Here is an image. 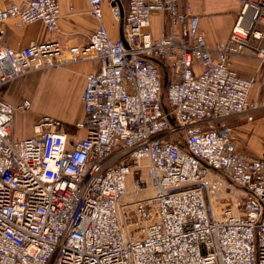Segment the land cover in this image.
Returning <instances> with one entry per match:
<instances>
[{
	"label": "built area",
	"instance_id": "obj_1",
	"mask_svg": "<svg viewBox=\"0 0 264 264\" xmlns=\"http://www.w3.org/2000/svg\"><path fill=\"white\" fill-rule=\"evenodd\" d=\"M98 21L85 43L0 44V264H264V150L239 148L227 118L257 106L235 55L264 59V0H238L229 36L207 46L179 0H109L122 36ZM165 16L153 35L151 16ZM59 0H8L3 23L58 27ZM98 61L85 76L80 137L43 115L14 139L8 82ZM164 79L165 83H164ZM131 187L128 188V185ZM124 199V200H123Z\"/></svg>",
	"mask_w": 264,
	"mask_h": 264
},
{
	"label": "crops",
	"instance_id": "obj_2",
	"mask_svg": "<svg viewBox=\"0 0 264 264\" xmlns=\"http://www.w3.org/2000/svg\"><path fill=\"white\" fill-rule=\"evenodd\" d=\"M17 1L21 2L22 0ZM7 2L8 0H0V7L5 6ZM179 2L181 5L190 6L191 11L199 15L198 29L203 33L207 46L213 47L217 41L228 38L239 9L238 0H179ZM59 4L60 14L58 27L55 31L47 32L41 22L19 24L16 18H8L3 23L4 34L0 38V44L12 48H21L30 41L58 39L80 44L87 42L90 34L98 25V21L90 13L88 1L59 0ZM121 4L124 7L125 0H121ZM164 18L165 16L161 12L152 14L150 29L153 35L165 31ZM101 21L110 36L119 35L120 26L111 14L109 0L103 2ZM231 62L233 69L239 75L254 78L255 84L250 92V100H264V59L235 55L231 57ZM52 68L54 69L28 73L8 82L1 89V96L13 105H17L24 98H28L32 108L34 102H32L30 95L36 93L57 95L60 98L58 102L61 106V117H65V122L61 123L60 130L66 133L68 137H80L83 135V131L77 130L74 125L83 115L81 93L85 76L98 69V61L95 59L76 60ZM40 117L41 115L33 114L31 128L26 133H17V136L13 135L12 121V137L21 139L30 135L33 123ZM242 117V115H236L227 118V121L233 126L232 132L235 133V141L240 149L242 146L239 144V140L246 142L245 137L248 136V131L252 130L250 134L252 137L264 135V116L253 117L251 121H243L244 124L240 120ZM77 131L80 133L78 134ZM248 146L250 148L258 146L264 148V142L261 145L253 142Z\"/></svg>",
	"mask_w": 264,
	"mask_h": 264
},
{
	"label": "rangeland",
	"instance_id": "obj_3",
	"mask_svg": "<svg viewBox=\"0 0 264 264\" xmlns=\"http://www.w3.org/2000/svg\"><path fill=\"white\" fill-rule=\"evenodd\" d=\"M52 69H54L52 68V66L42 67L39 69L30 70L24 75H27L28 73H32V72L37 73L40 71L52 70ZM30 96H31L32 102H34V104L32 105V108L26 111H22L18 109L14 112L13 120H12L13 121L12 122V127H13L12 132L14 133L13 135L17 136V133L18 134H22L23 132L26 133L31 128V121L33 119V114H36V115L38 114L41 116L47 115L52 118L59 119L60 126L62 122H65V117H61V112H60L61 106L59 105V102H58L60 98L57 95L54 96L53 93H47V94H37L36 93ZM252 102L257 106V108H255L252 111L253 117L264 116V100L252 101ZM80 108L81 107L79 104V110L81 111ZM242 116L243 117L240 120L242 121V124H244L243 121L246 122L248 120L246 119V116L244 114H242ZM77 132L78 134L80 133L79 131ZM248 133H249L248 136L245 137L246 142L243 140L242 141L239 140V144L242 146V149L246 153L250 155L258 156L263 152L264 148H261L259 146L256 148L254 147L250 148L248 145L253 144V142L259 143L261 145L264 142V135H261L260 137L258 136L252 137L250 136V134L252 133V130L248 131ZM234 135L235 133H233V136ZM130 187H131V184L128 185V188Z\"/></svg>",
	"mask_w": 264,
	"mask_h": 264
},
{
	"label": "water",
	"instance_id": "obj_4",
	"mask_svg": "<svg viewBox=\"0 0 264 264\" xmlns=\"http://www.w3.org/2000/svg\"><path fill=\"white\" fill-rule=\"evenodd\" d=\"M119 36H120V37L122 36L121 30H120V32H119ZM165 80H166V79H164V83H165Z\"/></svg>",
	"mask_w": 264,
	"mask_h": 264
}]
</instances>
